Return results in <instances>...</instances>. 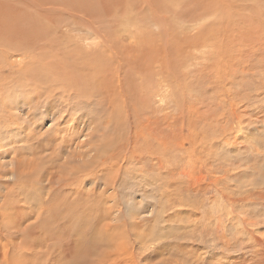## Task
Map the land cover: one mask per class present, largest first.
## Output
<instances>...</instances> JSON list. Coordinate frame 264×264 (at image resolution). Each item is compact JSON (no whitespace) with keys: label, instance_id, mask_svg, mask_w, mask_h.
Segmentation results:
<instances>
[{"label":"rangeland","instance_id":"374dc122","mask_svg":"<svg viewBox=\"0 0 264 264\" xmlns=\"http://www.w3.org/2000/svg\"><path fill=\"white\" fill-rule=\"evenodd\" d=\"M113 1L106 31L110 41L121 36L125 53L110 57L98 45L82 54L100 40L60 26L74 28L65 18L77 10L71 0L42 12L57 29L43 26L32 39L76 71L100 57L89 79H102L105 99L74 95L72 86H86L79 72L55 85L53 72L35 70L32 57L43 60L35 47L7 50L0 40V111L9 94L19 96L15 123L0 119V264H264V0ZM79 34L90 38L77 41ZM28 75L36 82L20 81ZM12 81L57 90L37 111L47 104L57 112L66 98L65 135L51 118L41 127L31 116L14 118L27 111L21 94L30 87L18 92ZM129 200L139 203L142 232L127 218Z\"/></svg>","mask_w":264,"mask_h":264},{"label":"bare ground","instance_id":"6f19581e","mask_svg":"<svg viewBox=\"0 0 264 264\" xmlns=\"http://www.w3.org/2000/svg\"><path fill=\"white\" fill-rule=\"evenodd\" d=\"M147 4H149L150 3V0H144ZM157 1V0H156ZM105 2H108L107 4H105ZM71 3H74L77 7V10L75 9V11H74V9H72L74 12H72V13H70L68 16H66L65 18L67 19V18H69L68 20H70L71 21V24L72 25H74V28L73 29H68V28H65L66 27V25H68V23H65V22H60V26L61 27H64V29H67V30H69V31H76L77 33H80L82 30H84V29H87V30H89V32H88V34H89V36L90 37H92L93 39H96V38H98V40H100L99 42H97V41H91L86 47H83V50H82V54H86L87 53V55L86 56H88V55H90L91 56V50H93V49H91V47H99L98 45H105L106 47H108L109 48V50L107 51V49H106V52L109 54V56L111 57V56H114V54L116 53V55L117 54H120V53H123L127 48H125V47H127L126 45L124 46V45H122V38L120 39V37L118 38L117 37V41H115V40H113V41H110L108 38H113V39H115L113 36H111L112 35V33H111V29H109L108 30V33H107V31H106V24H108V26H107V28H110V25H109V23H113L114 22V20L115 19H113V21H112V16H110V14H115V12L117 11V9L115 8V6H114V1L113 0H71ZM65 5V2H64V0H61V3H58V2H56L55 0H0V40H5V42H7L8 44H1V45H4V46H6L7 47V50H12V48H14L15 50H20V49H24L26 46H30L31 48H36V50H38V53H39V55H41V58H43V60H42V63H38V58H37V60H35L33 57H32V63L33 62H35L36 63V66H34L35 67V70H42V71H44V72H53V79H54V82L53 83H55V85H57V86H63V82L64 81H66V79H67V76L68 77H70V78H73V77H75L74 75H73V72H79L80 74H81V77H79L80 75H78L77 76V78L78 79H84V82H85V84H86V86H72V88L74 89V95L76 96V93L78 92V94H79V96H82L84 99H88L89 97L90 98H92V99H105L107 96V94L104 96L103 94V91L105 90L104 88H103V86H99L100 85V82L102 81V79H99V78H97V79H99V80H101L99 83H98V81H96V78L94 77V79H92V80H90L89 79V77L91 76V75H95L96 73H97V70L95 69V67L97 68V69H100L101 67H102V64L100 65V63H96V60H99V58H98V56H95V55H100V53L99 52H94V56L95 57H97L96 59H95V61L93 62L92 61V63H90L89 62V60H88V63L90 64V65H88V63L87 62H85V68L83 67V71H76L75 69H77V64H72V65H68L65 61H63L61 58H60V56L58 57V59H57V61L59 62L58 64H56V62H55V60L53 59L54 57H55V55L54 54H46L44 51H43V48L40 46H37V45H33L32 44V39L34 38V36H36L37 35V33L39 32V30H41V28L43 27V26H45V25H48V19H47V17L49 16V15H41V13L42 12H44V11H50V10H52V11H56L58 8H61V7H63ZM73 5V4H72ZM13 7H20L19 9H17V10H15V11H12V8ZM72 8V7H71ZM149 9L151 10V15L153 16V17H155V18H157V17H161L160 16V14H161V11L159 10V8L158 7H156V6H149ZM168 9V8H167ZM106 10V11H105ZM138 9H136V10H134V11H137ZM173 11V10H172ZM169 12H170V10H169ZM173 13V12H172ZM175 13V12H174ZM97 14H99L100 16H102V17H104V24L102 25V29H101V27L100 26H96V25H94V24H96V19L98 18V15ZM163 15H167L166 14V9L164 10V12H163V14H162V17H163ZM181 15V14H180ZM225 16V15H224ZM83 19H82V18ZM108 17H110V20H108ZM226 17V16H225ZM86 18H90V20H84V19H86ZM99 19V18H98ZM17 20V21H16ZM101 20V19H100ZM16 21V22H15ZM63 24V25H62ZM104 27H105V29H104ZM138 27V26H137ZM139 28V27H138ZM137 28V29H138ZM141 28H142V26H141ZM44 29L45 30H48V29H57V26L56 25H51V26H45L44 27ZM101 29V30H100ZM135 31H136V29H134ZM139 30V29H138ZM80 31V32H79ZM102 32V33H101ZM110 32V33H109ZM101 33V34H100ZM110 34V35H109ZM66 35L67 36H70L69 35V32L67 31L66 32ZM88 35L87 36H85V37H83V38H86V40H88V38H90ZM80 38H81V36H80V34L77 36V41H81L80 40ZM85 40V39H84ZM10 42V43H9ZM86 42V41H85ZM84 42V43H85ZM121 44H120V43ZM160 42H161V39H160ZM4 43V42H3ZM31 44V45H30ZM56 45H61V43L60 42H58V43H56ZM9 47V48H8ZM103 47V46H102ZM116 48H117V50H116ZM161 48V47H160ZM95 50V49H94ZM24 53V52H23ZM125 53V52H124ZM78 55V54H77ZM81 56V55H79V56H81V57H86V56ZM42 56H44V57H42ZM119 56V55H118ZM89 57V56H88ZM93 57V56H92ZM117 57V56H116ZM120 57V56H119ZM136 57V56H135ZM124 58V57H123ZM49 59V60H48ZM84 59V58H83ZM90 59V58H89ZM104 59V58H103ZM124 59H126V54H125V58ZM119 60V59H118ZM75 61V60H74ZM87 61V60H86ZM103 61V62H102ZM113 61H115V60H113ZM113 61H111V62H113ZM97 62H99V61H97ZM101 63H105L104 62V60H102V57H101V61H100ZM109 63V62H108ZM112 64V63H111ZM120 64V63H119ZM25 65H27V64H25ZM92 65H94V66H92ZM104 65H106V63L104 64ZM113 65V64H112ZM111 65V66H112ZM121 66H123V64L121 63L120 64ZM89 66H91V68L92 69H95L96 70V73H95V71L93 70V72L95 73V74H93V73H91L90 74V67ZM1 67V66H0ZM107 68V67H106ZM120 68H122V67H120ZM80 69V68H79ZM91 69V70H92ZM32 72V73H31ZM30 72V74H33V71H31ZM92 72V71H91ZM29 74V73H28ZM98 74H101V75H103L102 74V72H101V70H100V73H98ZM27 77H29V79H30V81H27V82H25V81H23L24 79H26ZM27 77H25V78H23V79H21L20 81H22V82H24L25 84L26 83H29V85H31V82L33 83V82H36V81H34L33 79V76L32 75H28ZM96 77H101V76H96ZM101 78H103V77H101ZM108 78V77H107ZM106 78V79H107ZM69 80V79H68ZM20 81H12V82H10V85L9 86H17V85H20ZM107 81V80H106ZM105 81V82H106ZM5 82H7V81H5ZM104 82V83H105ZM52 84V82H50L49 83V86ZM79 84V83H78ZM97 84H99V85H97ZM54 85V84H53ZM2 86H3V84H2ZM7 86V85H6ZM28 87H30V89L28 90L30 93L29 94H25V93H23V94H21L22 95V101H23V105L21 106L22 108H20V110H22L23 109V107H26V110L27 111H23L24 113H23V115H21L20 113H19V111L16 113L15 112V115H14V118H16V119H19V122H22L21 120H24L25 119V117H27V118H29L30 119V116H31V118L33 117L34 118V120H35V122H37V123H39V124H37V123H35L36 125H39V127H41V125L40 124H46V122H48L49 120H50V118L52 119V120H54V121H57L59 124L61 123L62 125V127H60V128H58L59 129V133H61L62 135L66 132V130H67V121H63L64 120V110L66 109H64L63 110V107H62V102L64 101V100H66V98L63 100L62 98H63V96L62 95H60V96H62V98H59V99H61V100H63V101H61V100H58V101H60V102H56V105H57V103H59V108L60 109H56L57 110V112H55L54 110H51L50 109V107H49V105H47V104H45L44 105V107L43 108H41L42 109V112L39 110V111H37V109L38 108H40V104L41 103H39V105H38V100H40V99H42L43 97V95L47 92V93H49V95L51 94V92L53 91V90H55V88H53V87H51L50 86V88H46L45 87V89L46 90H44L43 92H42V89H40L42 86H40V88H38V87H36V86H33V84H32V86H28ZM28 87H26V88H23V90H22V88H20V87H16L15 88V91H20V90H22V91H24V90H27V88ZM56 87V86H55ZM2 88V87H1ZM44 88V87H43ZM108 88V87H107ZM57 89V88H56ZM5 90V89H4ZM109 90H112V88L110 87L109 88ZM0 91H3L2 89L0 90ZM55 91H57V90H55ZM55 91H53V92H55ZM108 91V90H107ZM21 92V91H20ZM115 92V91H114ZM112 93V92H111ZM3 94V93H2ZM1 94V95H2ZM19 94V93H18ZM53 94V93H52ZM6 96H7V94H5ZM10 96H9V100H10V103H9V105H6V104H4V103H2V105L4 104V106H5V110H4V113H2L1 111V116H0V119L5 123H9L10 124V122L9 121H11L10 120V114H14V110H15V108H17L18 107V105H19V102H17V100H16V98L17 97H19V96H14V94L12 93V94H9ZM3 96H4V94H3ZM54 97H55V95H53ZM53 96H49V99L51 98V97H53ZM66 96V95H65ZM64 96V97H65ZM103 96H104V98H103ZM2 97V96H1ZM21 97V96H20ZM74 97V96H73ZM73 97H71V99H73ZM4 98V97H3ZM70 98V97H69ZM6 99V98H5ZM26 99V100H25ZM108 99V98H107ZM113 100L112 99V97H110L109 98V100ZM1 100V99H0ZM8 100V101H9ZM53 100H56V98L55 99H52V100H48V104H50L51 103V101L53 102ZM69 100V99H68ZM108 100V101H109ZM21 101V102H22ZM42 101H44V100H41V102ZM70 101V100H69ZM84 101V100H83ZM96 101V100H95ZM116 101V100H115ZM32 102H35V104L34 105H29V104H31ZM66 102V101H65ZM74 102V101H73ZM111 102V101H110ZM70 103V102H69ZM83 103V102H82ZM0 105H1V103H0ZM55 105V106H56ZM67 105V104H66ZM65 105V106H66ZM109 105V104H108ZM10 107V108H9ZM20 107V106H19ZM8 108V109H7ZM57 108H58V106H57ZM77 108V107H76ZM1 109H3V108H1ZM44 109V110H43ZM18 110V109H17ZM66 111V110H65ZM7 112V113H6ZM92 113V112H91ZM36 114V115H35ZM24 115H25V117H24ZM23 116V117H22ZM65 116H68V115H65ZM115 116V115H114ZM112 117H113V115H112ZM68 118V117H67ZM66 118V119H67ZM118 118V117H117ZM72 119L73 118H71L70 120H71V122H72ZM68 120V119H67ZM75 120V119H74ZM93 119H91L90 120V122H93L92 121ZM29 121H31V119L29 120ZM69 121V120H68ZM81 121V120H80ZM12 123H15L14 121H11ZM53 122V121H52ZM70 122V121H69ZM88 122V121H87ZM86 122V123H87ZM115 122H116V120H115ZM73 123V122H72ZM83 123V122H82ZM85 123V124H86ZM119 122H117V124H118ZM90 124V123H89ZM114 124V123H113ZM25 125V124H24ZM34 125V124H33ZM51 125V124H50ZM71 125V124H70ZM91 125V124H90ZM106 125V124H105ZM108 125H109V123H108ZM110 125H111V122H110ZM115 125V124H114ZM54 126H55V124H54ZM69 126V125H68ZM72 126L74 127V126H76V127H78V128H82V126H84L83 124L82 125H74V124H72ZM111 126H113V125H111ZM34 127H35V125H34ZM49 127V126H48ZM56 128H57V126H55ZM87 127H88V125H87ZM118 127V126H117ZM27 128V127H26ZM25 128V129H26ZM47 128V127H46ZM46 128L44 129V130H46ZM88 128H90L91 130H92V127H88ZM124 128V127H123ZM29 129H32V128H29ZM29 129L27 128L26 130H28L29 131ZM52 129V128H51ZM53 129H55V128H53ZM58 129H57V131H58ZM32 130H34V129H32ZM43 130V131H44ZM79 130V129H78ZM42 131V132H43ZM72 131V130H71ZM76 131H77V129H76ZM76 131H75V133L72 131V135H73V133H74V136H78L77 135V133H76ZM80 131V130H79ZM90 131V130H89ZM68 133V132H67ZM85 133V132H84ZM56 134V133H55ZM104 134V133H103ZM60 135V134H59ZM65 135V134H64ZM85 135H88V134H85ZM107 135V134H106ZM57 136V135H56ZM89 136H90V134H89ZM88 136V137H89ZM93 136V135H92ZM62 137V136H61ZM88 137H87V140H89L88 139ZM55 138V137H54ZM63 138H65V136L63 137ZM62 138V139H63ZM72 138V137H71ZM71 138H69V141L68 142H70L69 144H71V141L73 140V139H71ZM76 138V137H75ZM80 136H78L76 139H78V141L77 142H75V144L77 145V147H80V146H83V143H82V140H81V143H82V145H79L78 146V144H79V142H80ZM104 138V137H103ZM76 139H74V140H76ZM91 139V138H90ZM84 140V139H83ZM59 141H61V140H59ZM67 141H66V144H65V140L63 141L62 140V142H63V144L65 145L64 146V148L62 149V152L64 151V149H66L68 146H69V144L67 143ZM86 141V140H85ZM91 141V140H90ZM112 141V140H111ZM73 142V141H72ZM103 142V141H102ZM89 143V142H88ZM88 143H87V145H88ZM110 143V142H109ZM109 143H107V141H106V144H107V146H108V144ZM61 144V143H60ZM90 144V143H89ZM110 145H111V143H110ZM85 146V145H84ZM61 147V146H60ZM109 147L110 146H108V148H106V152L108 153V152H110V150L112 149V148H110V150L109 151H107V149H109ZM79 149V151H82V150H80V149H82V148H78ZM116 149V148H115ZM71 150H72V148H71ZM75 150V149H74ZM102 150V149H101ZM79 151H77V153L79 152ZM112 151V150H111ZM101 153V152H100ZM105 153V152H104ZM106 153V154H107ZM63 154V153H62ZM61 154V155H62ZM74 154V153H73ZM82 154H84V151H83V153L81 152V154H78L79 156L81 155V158H79V159H81V160H83L84 159V155H82ZM94 154V153H93ZM105 154V156L107 157V156H110V155H106ZM52 155H53V153H52ZM85 155H86V152H85ZM111 156H112V154H111ZM116 156V155H115ZM53 157H55V156H53ZM100 159V158H99ZM98 159V160H99ZM66 159H64V161L62 160V163L64 162V164H66L65 161ZM67 165V164H66ZM70 165V164H69ZM68 166V165H67ZM12 167V166H11ZM65 167V166H64ZM67 169H68V167H67ZM81 169V168H80ZM74 170V169H73ZM88 170V169H87ZM93 170V169H92ZM91 170V171H92ZM70 171V170H69ZM18 172V171H17ZM65 172V171H64ZM66 172H67V170H66ZM71 173H72V171H70ZM14 173V172H13ZM66 174H68V172L67 173H65V175ZM78 174V173H77ZM81 174V173H80ZM69 175H71V174H69ZM73 175V174H72ZM71 177V176H70ZM65 178V177H64ZM63 179V178H62ZM70 179V178H69ZM55 180V179H54ZM72 180V179H71ZM67 181H69V180H67ZM66 181V182H67ZM113 181H114V179H113ZM95 182V181H94ZM78 184L79 182L77 181V182H75V184ZM58 185V184H57ZM90 185H91V183H90ZM78 186H79V184H78ZM114 199V197L112 198V200ZM118 200V199H117ZM125 200H127V198L125 199ZM131 200H129V202L127 203V218L129 219V220H131V221H133L132 223L133 224H131L132 226H134V230H137L138 228H136L135 226V223H134V221H136V219H137V215H138V210L135 208L136 206H138L139 205V203H135V202H133V201H131ZM117 202V201H116ZM118 203V202H117ZM116 204H114V206H115ZM125 208V207H124ZM122 211V210H121ZM120 212V211H119ZM120 214V213H119ZM124 214H126V213H124ZM122 215V214H121ZM119 217H121L120 215H119ZM123 217H125L124 215H123ZM121 220V219H120ZM128 220V221H129ZM124 221V220H123ZM127 221V222H128ZM122 222V221H121ZM123 223V222H122ZM124 224L126 225V223L124 222ZM138 231H140V232H142L140 229H138ZM122 236V235H121ZM142 241V240H141ZM104 256V255H103ZM181 262H182V260H181ZM180 261H175V260H171V261H166V262H161V264H182ZM193 263V262H192ZM185 264H187V263H185Z\"/></svg>","mask_w":264,"mask_h":264}]
</instances>
